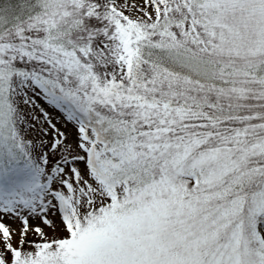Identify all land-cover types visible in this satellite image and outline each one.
<instances>
[{
    "label": "snow or ice",
    "instance_id": "6c2138e0",
    "mask_svg": "<svg viewBox=\"0 0 264 264\" xmlns=\"http://www.w3.org/2000/svg\"><path fill=\"white\" fill-rule=\"evenodd\" d=\"M0 264H264V0H0Z\"/></svg>",
    "mask_w": 264,
    "mask_h": 264
},
{
    "label": "rangeland",
    "instance_id": "374dc122",
    "mask_svg": "<svg viewBox=\"0 0 264 264\" xmlns=\"http://www.w3.org/2000/svg\"><path fill=\"white\" fill-rule=\"evenodd\" d=\"M41 104H43V101H41ZM52 115L59 122V116L56 115V112L55 111L52 112Z\"/></svg>",
    "mask_w": 264,
    "mask_h": 264
}]
</instances>
